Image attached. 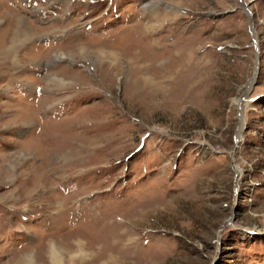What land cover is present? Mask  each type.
Segmentation results:
<instances>
[{"label":"rangeland","instance_id":"obj_1","mask_svg":"<svg viewBox=\"0 0 264 264\" xmlns=\"http://www.w3.org/2000/svg\"><path fill=\"white\" fill-rule=\"evenodd\" d=\"M0 264H264V0H0Z\"/></svg>","mask_w":264,"mask_h":264},{"label":"bare ground","instance_id":"obj_2","mask_svg":"<svg viewBox=\"0 0 264 264\" xmlns=\"http://www.w3.org/2000/svg\"><path fill=\"white\" fill-rule=\"evenodd\" d=\"M244 3V5H246V3L245 2H243ZM24 28V27H23ZM25 30V29H24ZM19 32V31H18ZM241 123H243V122H241ZM241 126H243L244 127V124H240V128H239V132H238V135H237V141H239V139H240V137H241V135H240V133H241V131H242V127ZM241 129V130H240Z\"/></svg>","mask_w":264,"mask_h":264}]
</instances>
